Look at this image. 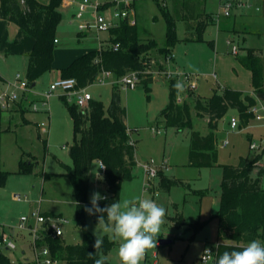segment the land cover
<instances>
[{
	"label": "rangeland",
	"instance_id": "obj_1",
	"mask_svg": "<svg viewBox=\"0 0 264 264\" xmlns=\"http://www.w3.org/2000/svg\"><path fill=\"white\" fill-rule=\"evenodd\" d=\"M106 1L111 2V7L106 11V13L109 12L107 15L109 17L116 7L112 5L113 0ZM228 1L232 2L230 8L232 16L248 14L264 18L262 0H244L245 6H238V0H223L224 3ZM220 3V0H142L137 2L134 10L140 38L157 42V48L149 52L154 64L153 69H165L168 58L167 54L160 52V48L165 45L167 32V21L163 15V9L169 11L175 18L179 38L189 36L194 31L196 33V28H188L189 21L191 23L194 20V24L199 20L205 21L207 15L203 13L207 12L212 14L211 21L214 22L207 25L205 37L207 40H214L218 46L215 45L216 48L221 53L235 56L232 54L233 45H236L239 50L247 45L264 47V34L228 33L220 29L219 18H222V22L226 18L221 13L224 6L220 7ZM185 5L191 14H194L195 19L183 18L187 10L184 9ZM75 12V8L62 10V20L56 32L57 43L54 48L53 68L38 79L34 88L29 85L23 90L16 86L17 74H20L23 80L26 79L25 51L32 49L33 38L30 35H22L19 42L8 45L7 50H5V39L1 44L0 74L3 79L0 78V177L5 179V182L0 184V236L2 234L11 236L16 248L9 250L0 245V251L5 252L12 260L34 261L36 259L31 233L16 228L19 218L22 215H31L34 210H40L51 218H65L67 222L61 224L62 238L67 243H78L83 237L76 215L74 187L67 174L66 166L72 165L69 149L75 141L73 121L61 98V93L54 92L46 105L41 103L50 84L60 78L61 70L85 51L96 48L100 39L109 35L108 31H97L92 27L83 30L82 33L85 35L79 36L80 30L70 22ZM219 13L220 16H218ZM200 14L201 16L198 17ZM91 17V13H85L87 20ZM237 25L247 29L246 20L243 24L239 22ZM259 25L261 23L258 22L257 26ZM0 32L4 35V30L1 31V28ZM229 37L232 42L228 40ZM214 48L207 42L183 40H179L173 47L174 55L179 52L181 56H190L189 58L193 61L198 57L206 61H203L202 65L196 64L199 79L193 96L208 97L212 95L218 83L220 84L214 57L211 53L210 57H207V53L213 52ZM173 64L174 61L170 62L167 69L176 71L177 68L173 67ZM154 77V81L150 83V92H147L141 83L133 89L125 88L116 83L118 78L114 74L104 77L103 81L97 80L89 84L87 91L91 93L93 99L103 101L107 109L111 102L114 85H117L121 102L126 108L125 123L130 129L131 138L136 141L138 163L134 168L133 178L122 182L120 200L137 197L151 198L163 206L167 212L158 242L161 238L173 239V241L165 245L157 244L156 248L148 250L142 264H203L201 256L205 243L217 241L218 220L213 217V214L218 210L220 203L223 167H196L189 164L191 129L178 131L165 124L161 112L169 102V79L161 72L154 73ZM176 81L180 87L178 94L186 99L184 78L176 77ZM13 92L19 95L16 101L5 96ZM2 96L5 97L3 100ZM73 102L72 99L70 103ZM34 104L38 105V110L34 109ZM192 114L194 129L202 134L208 133L207 119L198 117L193 106ZM232 118H237L242 125L235 109L229 110L218 123L216 136L219 164H237L241 156L253 155L263 150L264 127L247 128L242 125L240 130L233 131L230 126ZM252 123L260 122L252 120L250 124ZM251 133L256 143H259V146L260 143L262 144L261 148H251L248 137ZM224 140L228 141V145L222 144ZM21 160L27 161V164L31 162L25 172H20ZM262 160L264 163V152ZM146 164H151L158 173L162 171L171 178L181 179L184 184L174 185L170 190L162 189L159 186L158 175L152 177L150 181L147 180L144 168ZM98 172L100 174L102 169L100 164L94 161L85 205L87 207H91L90 198L93 192L98 191L102 194V185L97 181L96 176ZM4 173L7 174L4 176ZM147 182L150 183L148 187ZM201 191L204 193L202 194ZM179 216H182L183 222L180 226L176 224ZM196 221H207L198 233H195L191 227V224ZM85 223L93 236L96 231L103 238L107 235L109 240L115 242L107 258L111 264H121L118 255L119 242L113 240L111 234L105 233L103 226L97 225L95 215L90 216L85 212ZM58 264L63 262L59 261Z\"/></svg>",
	"mask_w": 264,
	"mask_h": 264
},
{
	"label": "trees",
	"instance_id": "obj_2",
	"mask_svg": "<svg viewBox=\"0 0 264 264\" xmlns=\"http://www.w3.org/2000/svg\"><path fill=\"white\" fill-rule=\"evenodd\" d=\"M24 3L25 5L22 6L20 0H1L0 18L16 24L34 39L33 47L28 54L26 70L28 83L32 84L53 68L56 31L62 20V13L59 10L62 0H50L48 3L24 0ZM262 7L264 14V0ZM185 8L187 10L183 18L195 19L187 6ZM162 11L167 21V32L165 45L160 48V52L169 55L180 39L176 31L175 18L169 11L164 9ZM203 14L207 15L205 21L199 20L196 24L194 20L191 23L189 21L188 28H196V33L191 32L185 40H204V31L212 20V14L206 12ZM108 32L109 37L102 40L100 48L89 50L74 59L61 70V77H73L77 80V87L85 88L104 71H109L120 78L132 70H144L150 66L152 60L149 52L157 48V42L141 39L137 24L132 26L123 20ZM209 43L213 44L212 41ZM115 45H118L117 49L114 48ZM246 50L244 54L238 55V59L251 71L254 90L264 91V50L260 52L253 48ZM152 82L153 77L149 75L140 83L147 92H150ZM176 85V78H170L169 102L161 112L165 124L178 131L191 129L190 165L223 167L220 207L214 214L218 219L220 241L216 257L223 251L241 250L254 239L264 242V187L261 185L264 167L258 164L264 150L253 155L241 156L237 164L221 165L218 162L216 136L219 120L231 109L237 110L241 124L247 125L254 118L251 108L256 105V100L231 87L220 89V86H217L208 97L193 96L194 94L190 93L189 100L179 103ZM61 98L74 125L75 141L69 149L72 165L66 166L74 187L76 215L83 237L78 243H67L62 237H53L52 230L45 228L42 231V239L37 245L47 246L53 259L64 264H94V260L101 256L104 264H111L107 255L115 242L105 235L102 248L95 251L92 247L95 237L85 223L84 207L89 193L91 167L94 161L102 162L105 166L102 181L107 187L105 195L107 199L100 201V206L118 201L122 182L133 178L134 168L138 163L136 141L131 142L129 128L125 123L126 108L121 102L117 85H114L107 109L101 100L92 99L85 107H81L75 102L70 103L64 95H61ZM192 106L198 117L207 118L208 133L202 134L194 129ZM27 163L24 160L20 161V172L27 170L31 162ZM158 176L159 186L162 189L170 190L174 185L184 184L181 179L171 178L162 171H159ZM4 182L5 179L0 177V184ZM178 218L176 224L180 226L183 223L182 216ZM205 224L206 221H196L191 227L195 233H198ZM90 252L93 253L92 257L89 256ZM0 264H37V262L12 260L5 252H0Z\"/></svg>",
	"mask_w": 264,
	"mask_h": 264
},
{
	"label": "built area",
	"instance_id": "obj_3",
	"mask_svg": "<svg viewBox=\"0 0 264 264\" xmlns=\"http://www.w3.org/2000/svg\"><path fill=\"white\" fill-rule=\"evenodd\" d=\"M142 0H113V4L116 7L111 15L108 17L105 14H102L98 12L100 8V3L98 0L96 2H92L91 0H80V9L85 10L88 7L93 8L95 11V26L98 31H109L111 28L117 26L121 21L125 20L129 25H136L137 19L134 13V5ZM220 7L224 6V9L221 11L224 16H230V8L232 6V2L228 1L226 3L223 2V0H220ZM238 6H245L246 2L244 0H238L237 2ZM221 14L219 13L218 16ZM83 27V26H82ZM81 27V28H82ZM115 49L118 48V45H115ZM238 47L236 45L233 46V52H237ZM173 58V54H169L167 58V62L171 61ZM154 64H152V61L150 63V66H148L144 70H132L125 75L121 76L117 80V84H121L125 88H135L137 87L142 79L146 76H152L156 72H161L164 74L168 79L170 78H176L182 76L185 80L186 88L189 91L194 92L195 89H197V79L198 76L196 74H193L191 72H184V71H170L168 69H153ZM112 73L109 71H104L101 75H99L95 81L100 80L103 81L104 77L111 75ZM17 80L16 86L25 90L28 86V80H23L20 77V74H17ZM59 92L62 95L66 96L68 101H73L81 107H85L90 100L93 99L90 92L87 91V87L85 88H79L77 87V80L73 77L70 78H58L54 80L50 86L48 92H46L43 96L44 99H42L41 103L43 105H46L48 103L49 97L52 93ZM8 99L16 101L19 97L18 93L13 92L10 95H5ZM5 97L2 96L1 99L3 100ZM177 101L179 103L184 102L182 97H177ZM5 107V105H3ZM34 109L38 110V105L34 104ZM252 112L254 113V117L257 120L264 119V114H260L258 112V108L256 106H253L251 108ZM230 126L233 130L239 129V121L237 118H232L230 122ZM131 142L133 143L134 140L131 138ZM227 141L224 142L226 144ZM258 144L255 142L251 143V148L256 149L258 148ZM100 163V167L102 169V172L105 170V166L102 162ZM103 167V168H102ZM144 168L147 173V177L150 181L152 177H155L158 175L157 169L154 168L151 164L144 165ZM146 186H150V183H146ZM67 220L65 218H51L48 215H45L40 210H34L31 212V215H22L18 223L16 224V228L19 230H27L29 233H31L33 237V246L36 251V259L34 261L37 262V264H58L59 260L53 259L50 249L47 246L39 247L37 245V242L42 239V231L45 228H50L52 230L51 234L53 237H62L63 235V228L62 223H66ZM0 245L4 246L6 249H15L16 245L14 240L11 236H7L5 234H2L0 236ZM1 252V251H0ZM217 253V247L208 245L204 248V251L201 256V262L203 264L207 263H214Z\"/></svg>",
	"mask_w": 264,
	"mask_h": 264
},
{
	"label": "crops",
	"instance_id": "obj_4",
	"mask_svg": "<svg viewBox=\"0 0 264 264\" xmlns=\"http://www.w3.org/2000/svg\"><path fill=\"white\" fill-rule=\"evenodd\" d=\"M38 1H40L42 3H48L50 0H38ZM79 1L80 0H62V3L60 5V7H59V10L62 13V10L65 9V8H67V9L75 8L76 12L73 13L72 17L70 18V22L75 24L77 26V28L80 30L78 35L79 36H83L85 34H83L82 31L85 30L86 28H92V27L96 28V26H95V11H94L93 8H90V7H88L85 10H81ZM98 2L100 3V8H99L98 12H100L102 14H105V15H109L108 14L109 12L106 13V11H107V8L111 7V5H110L111 2L106 1V0L105 1L98 0ZM262 2H263V0H262ZM20 3H21L22 6L25 5L24 0H20ZM0 5H1V0H0ZM112 5H114V4L112 3ZM86 12L89 13V14L91 13V16H92L91 19L87 20L85 18V13ZM134 13H135V16H136V11L135 10H134ZM263 17H264V14H263ZM136 19H137V17H136ZM244 20L247 21V29H246V27L245 28L244 27L240 28L237 25L239 22H241L243 24ZM211 22H214V21H211ZM218 22H219L218 25H219L220 29L222 28V29L228 31V33L233 32V33H237L238 34V33L247 32V34H258V35L264 34V18L261 19V17L256 16V15H248L247 14V16H244L243 14H241L238 17L230 15V16H226L224 22H222V18H219ZM258 22L261 23V25L257 26ZM0 28H1V31L4 30V35H2V33L0 32V53L2 51V45L1 44H2V41H4V39L6 41L5 50H7L8 49V45L13 44V42H19V39L22 37V35H27V34H25L23 32V30L19 26H17L14 23L9 22L8 20H6L4 18H0ZM96 30H97V28H96ZM205 32H206V29L204 31V35H203L204 36V40L203 41L185 40V38H187L189 36H186L184 38H179V39H180V41L183 40V41H187V42H199V43L207 42L212 48L215 47L213 52H208V53L206 52V53H207V57L208 58L210 57V53L214 57L213 58L214 65H215V68L218 69V73H217V77L219 78L218 82H220V84H221L220 85L218 83V86H220V89L225 88V87H231L233 89L241 91L244 95L247 94V95H250V96L254 97V99L256 100V105L255 106L258 108V112L260 114H264V91L256 92L254 90L251 71L249 69H247L243 64H241V62L238 59V55L239 54H244L247 51L246 49H248V48H253V49H256L258 52H260V50L261 51L264 50V47H252L250 45H247V46H244L243 48H240V50L238 48L237 52L234 53L233 52V46L234 45H233L232 46V54H234L235 56L230 55V54L226 55L225 53L224 54L221 53V51H219L216 48L217 44H215L214 40H207L206 39ZM108 37H109V35H108ZM108 37H106L104 39L103 38L100 39L99 45L96 48H94V49L100 48L102 40H106ZM230 39L231 38L229 37L228 40L232 42V40H230ZM209 41H212L213 44L211 45L209 43ZM55 43H57V37H56V42ZM89 50H92V49H89ZM89 50H87V51H89ZM30 51L31 50L25 51L26 55H27L26 56L27 57V65H28V54H29ZM87 51H85V52H87ZM172 54H173V49H172ZM186 54H188V52ZM189 57L190 56H188V55H185V57L181 56V54L179 52H177L176 55L173 54V58L171 59V61L166 62L164 68L167 69V65L170 62L174 61L173 67L176 66L177 70L184 71V72H191V73L196 74L198 76V73H196V72H198V71H196V69H197L196 68V66H197L196 64L200 63L202 65L203 61L204 62H206V61L203 60V58H201V57H198L197 59H195V61H193V60L190 59L191 57L190 58ZM195 57H192V58H195ZM26 70H27V66H26ZM47 72H49V71H47ZM215 75H216V73H215ZM60 77H61V75H60ZM0 78L3 79L1 74H0ZM154 79H155V77L153 75V81H154ZM198 79H199V76H198ZM37 83H38V80L36 82V85H37ZM197 84H198V82H197ZM29 85H30L31 88H34V87H32V84L29 83ZM177 86L179 87L178 84H177ZM185 87H186V85H185ZM185 89H186L187 98L185 99L182 96H180L179 94H178V96L182 97V99L184 101H187V100H189L190 93L194 94L195 92L189 91L187 88H185ZM178 91H179V88H178ZM252 120H255V121L260 122V123H252V124H250V122ZM252 120L247 125H245V126H247V128L264 127V119L257 120L254 117ZM241 126L242 125L239 124V129L238 130H240L242 128ZM129 132H130V129H129ZM130 137H131V134H130ZM248 137L250 138V142L251 143L252 142L256 143V141L252 137V133L248 134ZM260 139L262 140L263 138H260ZM225 141H227V140L222 141V144L224 146L228 145V141H227L226 144H224ZM251 143H250V146H251ZM257 144L259 145V143H257ZM217 146H218V141H217ZM261 147H262V144L260 143V146H258V148H261ZM262 149L264 150V146H263ZM262 159H263V157H262ZM262 159L259 161L258 164L260 166L264 167V163H263ZM97 162L99 163V161H97ZM221 165H224V164L221 163ZM102 175L103 174L101 172L100 173V178H98L97 181L100 183V185H102V187H101L102 194L101 195L105 196L107 194V187H106L105 183L102 181ZM222 177H223V175H222ZM261 185L264 187V175L262 176V179H261ZM221 192H222V189H221ZM220 201H221V195H220ZM219 207H220V203H219ZM219 207H218V209H219ZM214 214H213V217H214ZM45 215H47V214H45ZM206 223H207V221H206ZM219 242L220 241L218 239V229H217V241H216V243H210L209 241H207V243H205V247L208 246V245L217 247ZM158 244H159V242H158ZM63 264H64V262H63Z\"/></svg>",
	"mask_w": 264,
	"mask_h": 264
},
{
	"label": "clouds",
	"instance_id": "obj_5",
	"mask_svg": "<svg viewBox=\"0 0 264 264\" xmlns=\"http://www.w3.org/2000/svg\"><path fill=\"white\" fill-rule=\"evenodd\" d=\"M96 176L100 178L99 172ZM106 199L100 192H93L91 207L85 206V212L90 216L95 215L97 225L103 226V231L119 242L121 264H142L146 252L157 247L159 233L167 215L166 209L154 199L143 197L123 201L119 199L101 207L100 201ZM94 236L92 247L99 251L104 239L96 231ZM92 255L90 252L89 256ZM94 264H104L103 257L95 259ZM215 264H264V242L254 239L241 250L223 251L216 257Z\"/></svg>",
	"mask_w": 264,
	"mask_h": 264
},
{
	"label": "water",
	"instance_id": "obj_6",
	"mask_svg": "<svg viewBox=\"0 0 264 264\" xmlns=\"http://www.w3.org/2000/svg\"><path fill=\"white\" fill-rule=\"evenodd\" d=\"M35 85H36V82H33V83H32V87H35ZM172 241H173V239L161 238V239L159 240V244H160V245H165V244H169V243H171Z\"/></svg>",
	"mask_w": 264,
	"mask_h": 264
}]
</instances>
